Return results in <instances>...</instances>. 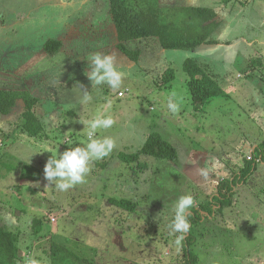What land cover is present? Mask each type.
Returning <instances> with one entry per match:
<instances>
[{
  "label": "rangeland",
  "instance_id": "374dc122",
  "mask_svg": "<svg viewBox=\"0 0 264 264\" xmlns=\"http://www.w3.org/2000/svg\"><path fill=\"white\" fill-rule=\"evenodd\" d=\"M54 2L58 1L0 0V88L14 87L16 72L25 59L20 53L23 42L16 29V14L26 8L35 14L28 32V48L34 55L44 35L61 30L64 9ZM160 2L164 7L219 10L222 0ZM254 8L263 11L264 0H256ZM258 23L263 24L259 34L264 37V21ZM87 34L85 37L99 38L98 31L97 36L91 31ZM103 40L82 42L107 45L102 52L110 55L115 50V33ZM139 44L144 50L139 63L119 51L112 53L116 66L126 73L117 90L107 84L94 88L85 75L90 71L88 58L97 47L88 49L90 54L80 58L82 61L30 75L28 86L33 95L41 98L54 92L50 97L53 106L37 107L45 123V138L32 139L17 130L22 101L0 120V225L19 233L20 264H30L33 259L50 264V240L67 242L72 249L78 244L94 264H186L182 241L175 243L181 233L170 227L174 205L181 195L190 194L194 206L188 215L201 212L218 194L221 180L238 174L245 158H252L253 148L264 142V122L257 117L264 112L256 111L264 108V68L248 75L244 58L232 59L228 55L231 49L224 46L165 51L153 41ZM187 58L211 72L228 96L215 97L201 110H194L183 68ZM5 76L12 79L3 80ZM232 82L235 86L230 90ZM122 92L124 96H120ZM169 100L178 106L177 111L169 108ZM96 115L114 118L111 128L96 133L98 138H112L114 149L90 163L84 183L57 190L45 178L47 161L71 147H83L88 137L82 122ZM155 132L177 149V160L143 156L140 163L144 168L121 161L119 153L138 152ZM233 197L232 207L216 211L212 217L203 213L201 221L193 225L197 264H264V162L258 163L247 184L236 187ZM111 199L134 201L137 210H122ZM37 218L44 222L45 236L39 239L32 235Z\"/></svg>",
  "mask_w": 264,
  "mask_h": 264
},
{
  "label": "trees",
  "instance_id": "16d2710c",
  "mask_svg": "<svg viewBox=\"0 0 264 264\" xmlns=\"http://www.w3.org/2000/svg\"><path fill=\"white\" fill-rule=\"evenodd\" d=\"M108 1L117 49L132 62L139 63L143 59L144 50L139 44L143 40L153 41L157 48L165 51H194L202 45L214 43L211 36L217 28L215 21L217 13L212 8L164 7L160 0ZM233 1L222 0V3L228 5ZM130 43H135V48L132 49ZM43 50L49 55H58L64 50V43L50 39L45 42ZM183 68L189 78L187 85L194 110H201L215 97L226 96L213 74L197 60L187 58ZM19 101L23 102L24 108L20 114L17 130L32 139L45 138V123L37 112L41 100L27 90L14 87L0 88V120L10 116ZM143 156L175 161L178 152L173 144L155 132L148 136L138 152L133 154L121 152L118 155L126 165L139 163L138 168H144L140 163ZM263 162L264 142L254 150L251 159L245 158V165L238 174L231 179L221 180L218 194L202 206L201 212L194 210L187 215L192 228L182 240L186 264H197L200 261L199 256L194 252L197 239L191 232L193 225L200 222L204 216L212 217L216 211L223 212L225 208L232 207L236 187L247 184L257 171L258 163ZM111 203L131 213H135L138 207L136 202L127 199H111ZM203 213L205 215L202 217ZM32 235L37 239L45 236L42 219L37 218L33 221ZM49 247L50 264H94L81 252L78 244L72 249L67 242L50 240ZM22 261L19 233L5 225H0V264H20Z\"/></svg>",
  "mask_w": 264,
  "mask_h": 264
},
{
  "label": "crops",
  "instance_id": "0c3cea01",
  "mask_svg": "<svg viewBox=\"0 0 264 264\" xmlns=\"http://www.w3.org/2000/svg\"><path fill=\"white\" fill-rule=\"evenodd\" d=\"M57 1L58 2H54L53 5H58L61 10L64 9L61 18V30L60 32H56L57 30H55L51 35H44L40 40L39 51L34 55L32 51H30V48H28V42L30 41L28 32L32 25L30 20L33 19L32 17L35 14L33 11H29L28 8H26V12L23 11L16 14L19 16V18L16 19V29L21 33V42H23L21 43L20 53L25 59L24 62L22 61L20 63L19 72H16L15 82H13L14 88L31 92L29 88L31 85L28 86L31 82V80L28 79L30 75L46 74V72L51 70H56L65 65L82 61L89 56L90 52H88V49L92 47H97V50L93 52V54L96 52L103 54L102 50L109 47L107 45L97 44L87 45L82 42H87L88 39L104 41L103 38L108 36L109 33H115L108 0L103 4L98 3L100 0ZM255 5L256 0H234L228 5L221 2L219 10L215 9L217 13L215 19L217 28L211 36V40H213L214 43L208 44L210 46H224L227 50L231 49L232 52H229L228 55H231L232 59H236L237 56L244 58V62L248 66V75L250 73L255 74L257 70L264 68V37H261L259 34L261 28H263V24L259 25L258 23V21H264V10L262 11L254 8ZM91 11H96V13H90ZM96 30L99 32L98 39L85 37L89 36L87 34L89 31H91L94 36H97ZM215 34L216 36L218 34L219 38H216ZM222 35L224 36L222 37ZM50 39H57L64 43V50L58 55H49L43 50L45 42ZM81 42L82 44H80ZM235 49L238 50L235 51ZM116 51L119 50L115 44V50L112 53ZM112 53L110 55H112ZM82 57L83 59H80ZM38 65L40 66L38 67ZM6 77L7 76L2 79H12ZM44 77L48 78V76ZM58 83L61 84V81H58ZM233 83L234 82L230 83L228 86L230 90L235 86ZM35 89H38V87ZM225 93L226 96H228V93ZM53 95L54 92H50L48 95L38 98L41 100V104L53 106L54 100L50 98ZM50 109L47 110L49 111ZM256 111L258 113L264 112V108H259ZM70 112H72V110ZM257 117L264 122V116L262 114H257ZM259 145L253 148V152Z\"/></svg>",
  "mask_w": 264,
  "mask_h": 264
},
{
  "label": "clouds",
  "instance_id": "9594fccd",
  "mask_svg": "<svg viewBox=\"0 0 264 264\" xmlns=\"http://www.w3.org/2000/svg\"><path fill=\"white\" fill-rule=\"evenodd\" d=\"M90 71L85 75L96 86L107 84L112 90L121 87L126 73L120 70L115 64V57L103 55L100 52L92 54L89 58ZM169 108L175 112L178 106L169 100ZM82 124L87 130L88 142L83 146L71 147L64 151L57 158L55 155L47 161L44 174L49 182H53L59 191H67L74 186L84 183L87 174L90 172V163L108 156L115 147V141L110 137L98 138L96 133L101 129L111 128L115 120L111 115H96L94 118L83 121ZM46 152L51 153V149ZM194 206L192 195H181L174 205L175 216L170 224L174 232L181 233L177 236L175 243L181 244L187 234L190 224L188 222V210ZM30 264H38L31 260Z\"/></svg>",
  "mask_w": 264,
  "mask_h": 264
},
{
  "label": "built area",
  "instance_id": "2783aa9c",
  "mask_svg": "<svg viewBox=\"0 0 264 264\" xmlns=\"http://www.w3.org/2000/svg\"><path fill=\"white\" fill-rule=\"evenodd\" d=\"M120 96H124V93L122 92V93H120Z\"/></svg>",
  "mask_w": 264,
  "mask_h": 264
},
{
  "label": "flooded vegetation",
  "instance_id": "af4514ba",
  "mask_svg": "<svg viewBox=\"0 0 264 264\" xmlns=\"http://www.w3.org/2000/svg\"><path fill=\"white\" fill-rule=\"evenodd\" d=\"M122 54V53H121ZM124 56V55H123Z\"/></svg>",
  "mask_w": 264,
  "mask_h": 264
}]
</instances>
